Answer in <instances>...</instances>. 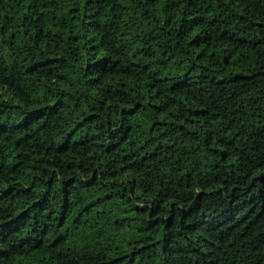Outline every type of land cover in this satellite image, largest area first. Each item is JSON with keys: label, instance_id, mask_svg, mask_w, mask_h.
I'll list each match as a JSON object with an SVG mask.
<instances>
[{"label": "trees", "instance_id": "trees-1", "mask_svg": "<svg viewBox=\"0 0 264 264\" xmlns=\"http://www.w3.org/2000/svg\"><path fill=\"white\" fill-rule=\"evenodd\" d=\"M0 264H264V0H0Z\"/></svg>", "mask_w": 264, "mask_h": 264}]
</instances>
